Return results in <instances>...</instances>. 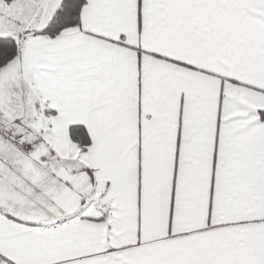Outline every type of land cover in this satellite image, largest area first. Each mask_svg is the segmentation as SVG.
<instances>
[{"label":"snow or ice","instance_id":"obj_1","mask_svg":"<svg viewBox=\"0 0 264 264\" xmlns=\"http://www.w3.org/2000/svg\"><path fill=\"white\" fill-rule=\"evenodd\" d=\"M0 264H264V0H0Z\"/></svg>","mask_w":264,"mask_h":264}]
</instances>
